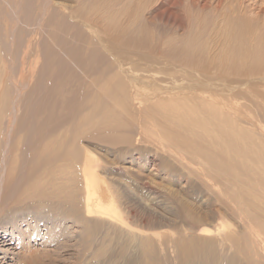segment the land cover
<instances>
[{
	"label": "rangeland",
	"instance_id": "rangeland-1",
	"mask_svg": "<svg viewBox=\"0 0 264 264\" xmlns=\"http://www.w3.org/2000/svg\"><path fill=\"white\" fill-rule=\"evenodd\" d=\"M86 1L0 0V235L12 225L22 230L28 227L30 232L36 228L39 235L28 241L27 249L10 243L9 257L13 258L1 264H125L113 243L116 235L125 234L109 223L90 225L82 218L80 170L85 163L96 166L129 224L148 231L155 243L170 245L178 233L188 235L197 228L214 231L219 216L240 235V222L215 211L214 199L221 192L219 184L212 181L217 171L207 149L219 152L218 145L213 146L204 136L195 137L192 151L168 150L144 143L136 123L146 107L172 96L190 100L189 106L194 108L218 105V111L230 116L243 133L264 143V51H258L257 45L264 39V0L235 4L224 0L220 6L216 0H181L174 8L175 15L187 16L190 24L164 26L172 39L171 48L153 51L120 42L117 54L110 50L105 35L93 32L92 38V31L78 19L57 15L58 11L66 15L61 6L70 10L80 7L82 12L96 0ZM185 3L190 8L182 7ZM94 4L103 8L102 0ZM164 4L165 0L157 3ZM141 19L133 21L143 24ZM240 22L248 25L249 34L235 27ZM134 37L128 32L124 40H136ZM189 40L195 41L199 58L212 67L209 72L192 71L181 61L184 43ZM247 55L254 72L234 70L237 56L245 59ZM53 75L61 80L60 96L59 92L49 93L58 81ZM102 80L109 86L121 85L125 96H120V103L99 94L96 86L102 85ZM136 82L144 88H138ZM94 92L98 98L95 110L91 103ZM203 115L206 118L210 111ZM164 128L159 126L157 131ZM198 143L206 155L196 154ZM44 145L50 146L61 162L52 165L49 174L40 173L36 178L43 182L40 188L25 189L33 159ZM10 152L15 164L5 173L2 160ZM72 153L75 156L71 158ZM231 159L237 162L235 157ZM39 164L40 172L51 165L44 159ZM51 192H58V198ZM39 194L53 205L57 203L59 211L55 214L53 205L44 208L48 203L44 197H35ZM74 208L80 220L63 216ZM183 209L188 218H184ZM155 254L162 262L161 252ZM168 264L177 263L170 260Z\"/></svg>",
	"mask_w": 264,
	"mask_h": 264
},
{
	"label": "bare ground",
	"instance_id": "bare-ground-1",
	"mask_svg": "<svg viewBox=\"0 0 264 264\" xmlns=\"http://www.w3.org/2000/svg\"><path fill=\"white\" fill-rule=\"evenodd\" d=\"M163 1L102 0L103 8L101 9L98 4L93 5V3L98 2L96 0L83 9L82 12L80 7L75 10L67 8L69 10L67 11L64 6H61L62 12L66 13V15L59 11L57 15L62 18L78 19L85 29L92 31L91 37L93 32L97 35L99 33L105 35L110 50L116 54L119 52L118 46L123 44L120 42H125L126 45L134 43L153 51H159V48L163 50L171 48L172 39L166 34L168 32L164 26L168 24L172 26H182L183 24L188 26L190 24V19L187 16H183V19L182 16L178 18L175 15L174 8L178 7L181 0H165L166 4L157 5V3ZM223 1L216 0V5L220 6ZM239 1L241 0H229L227 3L235 4ZM182 7L187 9L190 8V5L185 3L182 4ZM140 18L143 19V24L141 22L137 23ZM235 27L241 33L249 34L251 31L245 22L236 23ZM128 32L134 34L136 40L128 39V42L125 41L124 38L128 35ZM258 42L261 44L257 43L259 48H261L258 51H264V39L260 38ZM104 48L107 50L106 47ZM61 49L63 50V47ZM97 51L99 52V50ZM97 51L95 50V53ZM62 52L65 57L70 58L67 52ZM183 52L181 61L184 62L188 69L207 73L209 68H212L196 54L198 51L194 40L184 43ZM250 61L251 58L248 55L245 59L237 56V63L232 64V67L236 71L254 72L249 64ZM205 63L207 65H204ZM262 64H264V61H262ZM55 68L57 67L55 66ZM104 76L100 79L104 78ZM54 77L58 78V81L57 84L54 81L49 93L55 94L59 92V95L61 80L59 76ZM102 83V85L96 86L100 89L99 94L106 96L105 98H110V100L114 99L115 103H120L122 101L120 96H125L121 85L116 83V87L109 86L107 85V80ZM136 83L138 88H144L140 82ZM92 85H95V83L93 82ZM95 94L94 92L92 95L93 101L91 102L93 110L98 107L96 103L98 98L95 99ZM189 102L190 100H178L172 96L159 98L155 103L146 107L139 116L140 121L136 123L139 135L144 143L159 145L168 150L181 152L193 150L197 144L195 137L203 139L206 136L210 141L212 140L210 143L213 146L218 145L219 152L212 151L210 148L207 149V155L210 157L208 159H211L213 169L217 171L212 181H215L213 182L215 186L217 183L219 184L221 192L217 193L214 199L216 202L215 211L219 215L228 213L240 222L243 227L240 235L235 227H231L227 223L224 217L219 216L220 222H218V226H216L217 228L214 231L205 227L197 228L188 235L178 233V237L170 245L166 241L165 244L163 241L155 243L149 238L150 233L148 231L137 230L129 224L126 216L117 205L116 196L100 178L96 166L86 163L83 164L80 170L83 186L82 218L86 224L90 225L109 223L120 229L119 233L125 234V236L116 235L113 239L114 245L118 247V253H115L121 255L120 257H122V261L124 260L125 264H168L170 260L175 261L177 264H264V143H257L254 141L255 136L243 133L242 129L234 124L230 116L218 111L220 109L218 105L211 104L194 108L189 106ZM205 110L210 111V115L206 118L203 115ZM159 126L167 128H164L163 132L159 133L157 131ZM210 134L213 136L211 137ZM199 153L206 155L205 149L198 143L196 154ZM57 156L58 154L50 146H41L33 159V169L25 189L33 188L37 190L43 185V182L36 178L40 176V173L49 174L52 165L61 162L57 159ZM69 156L72 158L75 154L72 153ZM232 156L237 159V162L232 163ZM40 159L51 163L48 169L44 168L41 172ZM2 162L4 163L5 173L10 172L15 164L11 152L9 155H4ZM51 194H57L58 198V192H51ZM35 197L40 200H43L44 197L45 202L48 203L44 208H49V206L53 205L44 195L42 197L39 194ZM52 208L55 214L56 210L59 211L57 203H54ZM184 210L182 211L184 218H188ZM75 212L77 211L74 208L73 212L65 213L63 216L80 220L78 213L75 215ZM212 232L215 234L212 235ZM1 234L3 235H0V264L7 258H13L9 257L8 246L15 245L18 249H27L29 248L28 241L39 237L36 228L30 232L28 227L22 230L17 225H12L9 231H1ZM14 238L16 242L13 244ZM131 242H134V245H130ZM10 243L12 244L10 245ZM131 248H133L134 252L131 251ZM157 250L163 255L164 259L162 262H159V253L156 258L155 253ZM27 254L30 253L28 252ZM111 257L110 253L109 261ZM11 264L20 263L12 261Z\"/></svg>",
	"mask_w": 264,
	"mask_h": 264
}]
</instances>
